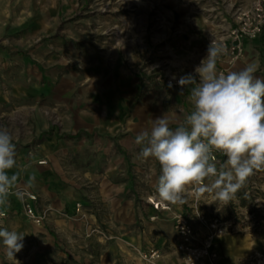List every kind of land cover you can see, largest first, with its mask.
Segmentation results:
<instances>
[{
    "label": "rangeland",
    "instance_id": "374dc122",
    "mask_svg": "<svg viewBox=\"0 0 264 264\" xmlns=\"http://www.w3.org/2000/svg\"><path fill=\"white\" fill-rule=\"evenodd\" d=\"M188 8L181 0H0V129L16 145V166L7 171L46 212L39 227L22 208L5 220L2 228L27 234L17 261L0 242V264L182 262L171 250L172 232L153 263L125 246L149 220L145 199L158 196L161 174L135 137L161 116L175 129L193 110L187 95L194 85L168 87L157 78L163 67L153 68L182 62L180 47L203 42L204 32L189 27L203 20ZM253 58L264 79V34ZM191 187L177 204H188L183 211L193 217ZM198 189L201 213L224 228L225 239L216 237L223 262L245 264L253 251L264 252V168L226 204L215 189Z\"/></svg>",
    "mask_w": 264,
    "mask_h": 264
},
{
    "label": "clouds",
    "instance_id": "9594fccd",
    "mask_svg": "<svg viewBox=\"0 0 264 264\" xmlns=\"http://www.w3.org/2000/svg\"><path fill=\"white\" fill-rule=\"evenodd\" d=\"M226 47L211 41L206 56L195 68L196 76L186 74L177 83L190 90L193 110L184 124L175 129L165 117L153 119L150 129L135 137L143 145L140 155L153 157L161 166L156 191L162 202L183 203L190 184L199 192L216 190V198L232 200L254 170L264 168V79L255 75L258 65L239 71H217V61ZM198 76V78H197ZM171 87V83L169 84ZM214 152L226 157L217 167ZM16 145L6 129H0V204L6 203L17 174L7 170L16 166ZM215 177L211 187L206 178ZM27 233L0 227V242L8 260L23 248Z\"/></svg>",
    "mask_w": 264,
    "mask_h": 264
},
{
    "label": "built area",
    "instance_id": "2783aa9c",
    "mask_svg": "<svg viewBox=\"0 0 264 264\" xmlns=\"http://www.w3.org/2000/svg\"><path fill=\"white\" fill-rule=\"evenodd\" d=\"M181 1H186L189 7L187 14L202 18L203 23L200 27L196 24H191L189 27L201 29L205 38L201 44H196L194 47L188 45L189 50L180 47L185 50L179 55L182 57V62L172 64V60L169 59V61L165 60L153 66V68L163 67V74H159L157 78H162L168 87L170 83L171 87L179 86L177 81L181 76L197 75L195 68L206 56L211 41L226 47V53L217 61V71L227 73L237 61L242 59L246 46L258 43L264 34V0H251L247 5H236V1L232 2V0ZM200 3L201 5H197ZM214 155L219 168L223 164L222 153L214 152ZM197 186L199 185L193 183L188 191V194L194 198V205L191 206L193 217L182 210L174 211L173 204L162 202L159 197L149 195L145 199V203L152 210L148 219L154 222L158 217V212L171 213L177 238L175 249L181 254L183 264H218L219 252L216 237L223 233L224 228L216 218H205L201 213L197 205ZM11 193H17L19 196L23 214L33 224L42 226L46 219V212L37 209L36 194L20 186L11 188ZM8 216L9 211L6 204H0V227H3ZM125 248V253L134 255L146 263H153L161 256L159 248L150 242L145 245L140 242H130ZM245 264H264V253L253 251L249 254Z\"/></svg>",
    "mask_w": 264,
    "mask_h": 264
},
{
    "label": "crops",
    "instance_id": "0c3cea01",
    "mask_svg": "<svg viewBox=\"0 0 264 264\" xmlns=\"http://www.w3.org/2000/svg\"><path fill=\"white\" fill-rule=\"evenodd\" d=\"M255 46H256V43L255 44H248L246 46V49H245V54L243 56L244 58L237 61L233 65V67L230 69V71H239V70L243 69L244 67H246L250 64H256V61L253 58ZM187 97L190 98V91L188 92ZM21 182L22 181L18 180L14 183L15 186L14 185L13 186L14 187L20 186L21 188H24L26 190H31L28 185H24ZM13 186H12V188H14ZM154 196L158 197L157 195H154ZM5 204H6L8 211H9V216H8L7 220L9 221V219L10 220L16 219L18 217V211L21 208L20 202H19V196L17 195V193L9 194ZM145 206H146L145 209L148 210L151 214L152 210H151L150 206L147 203H145ZM172 206L174 208V211H181V210L183 211L184 207L188 206V204L182 205V204L176 203V204H173ZM159 215H162L163 219H160ZM162 220H164L166 222H170V223L160 222ZM9 222H11V221H9ZM171 232H172V234H174L173 235L174 239L172 242L170 241L169 236H168V234H170ZM167 241H170V243H171L172 252L179 254L175 249V243L177 241V238H176L175 230L173 228V220H172L171 213L162 211V212H158L157 220H155L154 222H150L149 220L143 221V226H142V228L137 230L136 237H135L133 242H140L143 245L150 242V243L154 244L156 247H158L159 250L161 251L164 248ZM220 250L221 249L218 248V252H219L218 264H232L231 261L229 263H225L222 261V259L220 258ZM262 253H264V252H262ZM230 260H232V254L230 255ZM182 264H183V261H182Z\"/></svg>",
    "mask_w": 264,
    "mask_h": 264
},
{
    "label": "bare ground",
    "instance_id": "6f19581e",
    "mask_svg": "<svg viewBox=\"0 0 264 264\" xmlns=\"http://www.w3.org/2000/svg\"><path fill=\"white\" fill-rule=\"evenodd\" d=\"M37 227H39V226H37ZM226 235H227V234H226ZM224 239H225V235L217 238V240H220V241H222V240H224ZM248 247H249L250 249H251V248H255V247L252 246V243H250V242H249ZM263 248H264V245H263ZM137 264H141V263L138 262ZM153 264H161V263L155 262V263H153ZM177 264H182V262L178 260V263H177Z\"/></svg>",
    "mask_w": 264,
    "mask_h": 264
},
{
    "label": "trees",
    "instance_id": "16d2710c",
    "mask_svg": "<svg viewBox=\"0 0 264 264\" xmlns=\"http://www.w3.org/2000/svg\"><path fill=\"white\" fill-rule=\"evenodd\" d=\"M68 137H75V136H68Z\"/></svg>",
    "mask_w": 264,
    "mask_h": 264
}]
</instances>
